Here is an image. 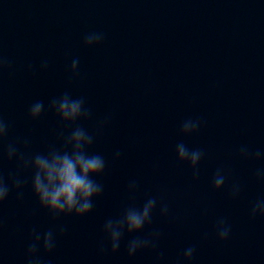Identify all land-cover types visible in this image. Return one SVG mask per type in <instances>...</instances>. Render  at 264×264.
Segmentation results:
<instances>
[{
	"label": "water",
	"instance_id": "1",
	"mask_svg": "<svg viewBox=\"0 0 264 264\" xmlns=\"http://www.w3.org/2000/svg\"><path fill=\"white\" fill-rule=\"evenodd\" d=\"M92 30L105 39L86 48L82 37ZM0 45L12 60L0 77L9 141L29 137L31 151L59 145L58 119L46 113L31 121L27 109L65 90L92 108L93 118L82 122L90 131L112 114L92 149L108 161L97 178L104 192L92 212L53 220L38 207L30 183L22 200L10 193L0 207V264H25L33 227L46 231L61 223L68 230L52 253H41L45 264H155L161 251L160 264H176L189 245L196 246L192 264H264V218L248 215L252 201L264 196V183L253 179L264 161L236 155L241 145L264 149V0H0ZM73 57L80 59L75 78L68 72ZM44 59L49 67L41 71ZM187 117L203 123L183 137L178 129ZM179 140L205 151L195 181L176 160ZM116 151L121 156L113 160ZM218 167L229 179L214 191L211 177ZM2 168L7 176L16 165L5 160ZM133 179L139 189L131 196L127 185ZM232 182L242 186L235 199L228 191ZM149 196L167 202L169 215L157 211L153 223L133 235L160 230L157 250L129 258L126 236L117 253H101L104 221ZM220 216L232 225L223 243L213 234Z\"/></svg>",
	"mask_w": 264,
	"mask_h": 264
},
{
	"label": "clouds",
	"instance_id": "2",
	"mask_svg": "<svg viewBox=\"0 0 264 264\" xmlns=\"http://www.w3.org/2000/svg\"><path fill=\"white\" fill-rule=\"evenodd\" d=\"M105 39V33L92 30L84 33L82 44L86 48L100 45ZM79 57H73L68 65V72L72 78L79 75ZM12 60L4 55L0 45V77L5 70H10ZM49 61H41L39 69L47 70ZM33 71V66L28 65ZM46 113L53 114L63 126L58 134L59 145L50 143L44 151H31L29 137L17 138L9 141L11 125L0 112V207L15 192L16 199L22 200L24 189L30 183V189L38 207L45 210L53 220L60 217H84L90 214L95 206L96 198L104 192V184L98 177H102L108 166L106 157L92 150L99 132L112 121V114L107 113L96 121L95 131H90L84 123L93 118V110L88 106L83 96H74L69 90L57 96L34 100L27 109V118L31 121L39 120ZM201 117H187L181 121L178 129L180 136L186 137L198 132L202 126ZM67 129V131H65ZM7 141V142H6ZM175 157L179 163L186 164L192 171L193 180L200 176V163L205 157L202 148L189 147L183 140H179L174 147ZM236 155L241 160L264 161V149H251L248 145H241ZM120 151L113 154L112 159H119ZM15 162L16 170L7 176L3 172V161ZM28 173L25 177L22 174ZM229 174L224 167H218L211 177V188L219 191L228 182ZM253 179L264 183V166L258 167L253 173ZM139 189L137 180H130L127 191L134 196ZM231 198H238L242 186L232 182L228 188ZM158 211L160 217L169 215V204L156 196L147 197L139 206L131 204L123 208L115 217L107 218L102 225L104 240L101 241L100 252L117 253L126 236L131 238L126 243V253L129 258L138 252L156 251L159 247L162 232L153 230L147 235H133L153 223L154 213ZM248 215L251 219L264 218V196H261L249 206ZM3 228V217L0 216V230ZM66 224H56L46 231H39L35 227L29 233V243L25 250V264H45L43 254H49L57 246L58 239L67 232ZM213 234L218 242H226L231 238L232 225L225 216L216 219ZM207 234H205V238ZM196 253V246L189 245L182 250L176 264H192ZM163 252L156 255L155 264H160Z\"/></svg>",
	"mask_w": 264,
	"mask_h": 264
}]
</instances>
